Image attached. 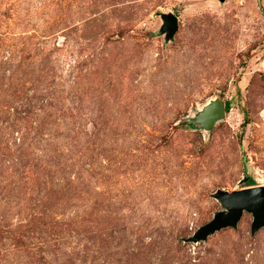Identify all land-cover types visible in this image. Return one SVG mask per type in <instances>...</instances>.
<instances>
[{"label":"rangeland","instance_id":"374dc122","mask_svg":"<svg viewBox=\"0 0 264 264\" xmlns=\"http://www.w3.org/2000/svg\"><path fill=\"white\" fill-rule=\"evenodd\" d=\"M249 180L264 0H0V264H264L246 211L195 240Z\"/></svg>","mask_w":264,"mask_h":264},{"label":"water","instance_id":"95a60500","mask_svg":"<svg viewBox=\"0 0 264 264\" xmlns=\"http://www.w3.org/2000/svg\"><path fill=\"white\" fill-rule=\"evenodd\" d=\"M224 1V0H221ZM164 30L168 33V37H172L177 31V18L168 14L163 16ZM224 104L222 101H214L208 104L201 118L205 122L206 128H211L214 124L224 116ZM245 182V179L240 182ZM214 198L218 200L226 209L224 212L217 213L214 219L208 223L199 233L195 235V240L198 241L206 238L210 233L221 228L232 226L242 216V212L246 211L253 217L252 229L257 230L264 226V188L263 187H247L240 191L217 192Z\"/></svg>","mask_w":264,"mask_h":264},{"label":"trees","instance_id":"16d2710c","mask_svg":"<svg viewBox=\"0 0 264 264\" xmlns=\"http://www.w3.org/2000/svg\"><path fill=\"white\" fill-rule=\"evenodd\" d=\"M252 184H253V181H252V180L247 181V185H248V187H249V186H252Z\"/></svg>","mask_w":264,"mask_h":264}]
</instances>
